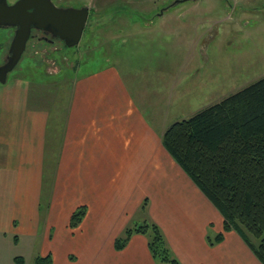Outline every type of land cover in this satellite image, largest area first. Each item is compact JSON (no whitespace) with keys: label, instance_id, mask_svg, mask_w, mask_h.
Returning <instances> with one entry per match:
<instances>
[{"label":"crops","instance_id":"obj_1","mask_svg":"<svg viewBox=\"0 0 264 264\" xmlns=\"http://www.w3.org/2000/svg\"><path fill=\"white\" fill-rule=\"evenodd\" d=\"M126 48L72 81L67 98H38L29 81L0 83V264H19L37 246L33 258L51 254L52 264H156L142 233L115 247L138 215L160 226L181 264H263L162 142L198 86L157 81L156 69L148 77ZM80 205L88 211L73 228Z\"/></svg>","mask_w":264,"mask_h":264},{"label":"rangeland","instance_id":"obj_2","mask_svg":"<svg viewBox=\"0 0 264 264\" xmlns=\"http://www.w3.org/2000/svg\"><path fill=\"white\" fill-rule=\"evenodd\" d=\"M15 1L8 0L10 3ZM54 2L59 6L87 5L90 13L81 41L75 46H65L60 40L44 39L42 31H33L34 36L28 40L21 60L8 74L6 82L29 81L30 85L38 87V98L43 94L46 100L67 98L72 81L74 83L86 72L113 63L117 56L123 55V45L127 47L126 53L135 51L132 60L148 73V77H153L152 71L156 69L157 81L161 76L171 83L177 78L178 88L181 85L198 86L197 98L186 97L182 101V112L186 118L264 76V0ZM120 19L127 22H119ZM14 33L15 28H0L3 41H0V65L9 54ZM138 35L153 37L134 41V36ZM183 61L187 62L185 71L178 79L176 70L184 64ZM165 67L169 73L160 71ZM46 108L49 109L48 106ZM143 222L138 215L129 227ZM41 250L37 246L33 255H24V264H34L33 256L41 254Z\"/></svg>","mask_w":264,"mask_h":264},{"label":"trees","instance_id":"obj_3","mask_svg":"<svg viewBox=\"0 0 264 264\" xmlns=\"http://www.w3.org/2000/svg\"><path fill=\"white\" fill-rule=\"evenodd\" d=\"M162 142L221 212L225 231H237L264 264V76L173 122ZM85 214L86 206H80L70 225H79ZM134 233L148 237L156 264H181L160 226L147 220L126 228L115 240L116 249ZM223 236L220 232L209 241L214 244ZM15 260L25 262L20 256ZM34 264H52L51 254L36 257Z\"/></svg>","mask_w":264,"mask_h":264},{"label":"water","instance_id":"obj_4","mask_svg":"<svg viewBox=\"0 0 264 264\" xmlns=\"http://www.w3.org/2000/svg\"><path fill=\"white\" fill-rule=\"evenodd\" d=\"M89 13L87 5L59 6L54 0H16L13 3L0 0V28H15L9 54L0 65V82H6L8 74L21 60L34 30L42 31L44 39L75 46L81 41Z\"/></svg>","mask_w":264,"mask_h":264}]
</instances>
